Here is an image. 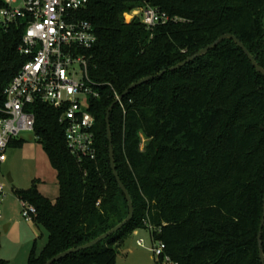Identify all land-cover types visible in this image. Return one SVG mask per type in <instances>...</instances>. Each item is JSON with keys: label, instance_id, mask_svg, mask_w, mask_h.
Masks as SVG:
<instances>
[{"label": "trees", "instance_id": "obj_1", "mask_svg": "<svg viewBox=\"0 0 264 264\" xmlns=\"http://www.w3.org/2000/svg\"><path fill=\"white\" fill-rule=\"evenodd\" d=\"M148 2L181 21L154 29L140 19L127 22L125 15L143 6L139 0H89L82 14L98 38L85 52L99 93L90 101L94 160L69 151L61 110L43 103L32 107L34 133L56 171L59 196L55 201L43 196L37 183L15 190L21 202L37 209L32 222L48 234L45 247L39 254L34 247L27 264H46L87 245L128 217L110 165L106 117L116 94L163 71L110 114L116 170L132 198L133 221L55 264H116L118 244L136 230L148 231L147 225L180 264H262L264 76L232 40L183 68H170L230 34L264 69V0ZM21 33L12 29L0 42V108L5 89L27 61L17 52ZM24 143L16 140L11 147ZM262 239L264 251V230Z\"/></svg>", "mask_w": 264, "mask_h": 264}, {"label": "built area", "instance_id": "obj_2", "mask_svg": "<svg viewBox=\"0 0 264 264\" xmlns=\"http://www.w3.org/2000/svg\"><path fill=\"white\" fill-rule=\"evenodd\" d=\"M127 13L129 23L140 19L148 29L169 22L171 18L148 0ZM0 42L12 29L20 30L17 48L27 59L4 91L0 108V166L7 162V151L23 132L35 131L32 107L47 104L63 112L60 123L65 128V140L72 155L94 160L97 155L95 125L90 101L98 98L88 73L85 52L97 43L95 27L82 17L89 0H1ZM116 94V100L119 99ZM119 104L123 107L122 101ZM7 197L6 187L0 182V205ZM23 217L32 222L37 209L21 202ZM3 218L0 209V220ZM148 226L151 233L153 227ZM154 264H180L166 254V245L151 236ZM144 240L138 246L145 247Z\"/></svg>", "mask_w": 264, "mask_h": 264}, {"label": "rangeland", "instance_id": "obj_3", "mask_svg": "<svg viewBox=\"0 0 264 264\" xmlns=\"http://www.w3.org/2000/svg\"><path fill=\"white\" fill-rule=\"evenodd\" d=\"M127 20L130 21V17ZM20 140L25 141L23 147H11L7 151L8 161L0 169V182L5 185L7 192V197L0 205L3 215L0 220V260L6 264H27L34 247L39 254L48 241V234L43 227L27 222L23 217L22 203L16 197L15 190H28L37 183L43 196L54 201L59 196L56 171L35 133L23 132L17 139ZM145 144L146 141L142 144V150ZM8 175H11L13 184L9 183ZM6 225H9L7 232L4 229ZM140 240H144L145 247L138 246ZM152 248L150 232L136 230L118 244L116 264H154Z\"/></svg>", "mask_w": 264, "mask_h": 264}, {"label": "water", "instance_id": "obj_4", "mask_svg": "<svg viewBox=\"0 0 264 264\" xmlns=\"http://www.w3.org/2000/svg\"><path fill=\"white\" fill-rule=\"evenodd\" d=\"M225 40H232L235 42V44L241 49L243 50V52L246 54V56L248 57V59L250 60V62L252 63L253 67L262 75L264 76V69L257 63L256 59L250 54V52L246 49V47L244 46V44L234 35H230V34H226L221 36L219 39H217L214 43H212L211 45L207 46L206 48L200 50L199 52H197L196 54L192 55L191 57H189L188 59H186L185 61H183L182 63L170 68V71H176L180 68H183L184 66L194 62L195 60H197L198 58H201L202 56L208 54L211 50L215 49L218 45H220L223 41ZM166 73V71H163L161 73H159L156 76H150V77H146L140 81H138L137 83H134L133 85H131L124 93L123 95H121L119 97L118 100H116L114 102V104L109 108L108 113H107V117H106V125H107V139L109 141V158H110V165H111V169L113 171V174L123 192V194L125 195L126 201L128 203V208H129V215L128 217L121 223L119 224L117 227H115L114 229H112L111 231H109L108 233L104 234L103 236L99 237L98 239L90 242L87 245H84L82 247L76 248V249H71L69 251H66L64 253H61L59 255H57L56 257H54L53 259H51L50 261H48L46 264H55L65 258H67L68 256H70L71 254H75L84 250H88L98 244H100L101 242L107 240L109 237H111L112 235H114L115 233H117L118 231H120L121 229H123L125 226H127L129 223H131L134 219V215H135V210H134V205H133V201L132 198L128 192V190L126 189L125 185L122 183L117 170H116V165H115V158H114V145H113V139H112V133H111V128H110V114L111 112L114 110L115 106H117L119 104V102L123 101V99L134 89H136L137 87L146 84L148 82H150L151 80H154L156 77L162 76ZM8 181L10 184H13V179L11 178V175H8ZM13 189H15V187H13ZM8 225L5 227V232L8 231ZM263 230H264V207H263V215H262V220H261V225H260V231L258 234V247H259V257L261 260V263L264 264V251H263Z\"/></svg>", "mask_w": 264, "mask_h": 264}, {"label": "crops", "instance_id": "obj_5", "mask_svg": "<svg viewBox=\"0 0 264 264\" xmlns=\"http://www.w3.org/2000/svg\"><path fill=\"white\" fill-rule=\"evenodd\" d=\"M7 161H8V160H7ZM4 164H5V163H4ZM39 191H40V190H39ZM57 198H58V197H57ZM50 200H51V199H50ZM52 201H54V200H52ZM6 226H7V225H6ZM6 226H5V227H6ZM8 226H9V225H8ZM5 227H4V229H5ZM8 228H9V227H8Z\"/></svg>", "mask_w": 264, "mask_h": 264}]
</instances>
